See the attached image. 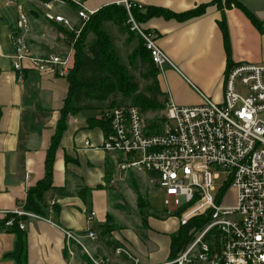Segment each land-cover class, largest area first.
<instances>
[{"label": "crops", "instance_id": "crops-1", "mask_svg": "<svg viewBox=\"0 0 264 264\" xmlns=\"http://www.w3.org/2000/svg\"><path fill=\"white\" fill-rule=\"evenodd\" d=\"M145 8H163L172 13H183L213 0H127ZM258 20L264 22V0H237ZM122 0H70V4L51 3L50 11L37 0H0V215L21 211L28 188L44 176L45 155L51 137L60 118L59 112L68 92L65 76L46 72H26L21 80L11 70L9 36L15 25L17 13L29 18L30 31L26 36L30 52L36 56L72 55L61 24L48 21L44 14L61 15L74 27L79 20L78 10L95 13L103 7L118 5ZM68 7L73 15L65 8ZM203 16L186 22L154 18L141 24L155 38L158 47L167 56L173 68L164 66L157 77L164 98L178 106L201 103V94L220 104L223 99L224 78L228 55L217 22L224 16L229 38V63L261 65L264 63V35H260L244 14L231 9L209 5ZM59 57V56H58ZM60 58V57H59ZM71 64H69V67ZM91 118L99 119L98 111H81L69 115L66 129L54 156L52 183L57 188H67L75 193L79 187L91 190L92 223H88L85 205L76 196L57 200L59 212L52 213L50 191L44 217L28 219V264H67L75 259L79 264L86 260L82 249L68 242L63 230L74 232L92 257L103 258L108 264H130L125 257L116 256L106 239L98 237L97 225H104L114 202L104 186L106 155L101 150L104 132L98 127H88ZM87 141L91 147H85ZM64 156L77 165L65 164ZM114 176L111 183L114 182ZM148 181L143 176V181ZM47 197V198H46ZM47 200V201H46ZM116 206H114V209ZM149 218L146 229L140 226L125 227L111 232L110 240L125 247L137 264H162L169 261V236L179 230L175 217L162 212ZM111 216V215H110ZM111 221V219H110ZM92 227L97 239L92 242L86 233ZM138 234L145 236L142 242ZM15 237L11 233L0 234V264H15L6 255L13 250Z\"/></svg>", "mask_w": 264, "mask_h": 264}, {"label": "built area", "instance_id": "built-area-1", "mask_svg": "<svg viewBox=\"0 0 264 264\" xmlns=\"http://www.w3.org/2000/svg\"><path fill=\"white\" fill-rule=\"evenodd\" d=\"M118 5L127 13L130 32L144 41L153 66L161 73L163 66H170L167 56L152 34L145 33L134 20L130 13L132 2L122 0ZM42 7L52 9L51 3ZM136 7L141 9L140 5ZM91 15L78 10L81 26L77 29L61 15L44 14L48 21L76 34ZM16 16L9 36V60L17 81L22 71L66 76L67 59L30 52L26 42L29 18L21 11ZM224 82L220 104L201 94L198 105L176 106L167 101L159 118V133L146 126V117L136 107L104 113L109 130L101 150L106 158L110 157L114 176L147 177L163 196V213L175 217L179 227L195 218L207 219L178 258L162 264H264V63L233 65ZM84 144L91 147L87 141ZM229 189L236 193V206L222 208ZM50 203L52 206L53 200ZM13 214L37 218L24 211ZM94 217L90 212L88 223ZM11 224L8 221L6 227ZM19 229H25V222L19 224ZM63 234L68 242L82 249L86 260L79 264H108L103 258L92 257L74 232L63 230ZM85 237L92 242L97 239L91 230ZM114 254L137 264L125 247L115 248ZM70 256L67 264H76Z\"/></svg>", "mask_w": 264, "mask_h": 264}, {"label": "trees", "instance_id": "trees-1", "mask_svg": "<svg viewBox=\"0 0 264 264\" xmlns=\"http://www.w3.org/2000/svg\"><path fill=\"white\" fill-rule=\"evenodd\" d=\"M40 3H53V2H64L70 4V0H37ZM209 5H214L218 10L222 8L240 10L245 18L254 26L256 31L261 35H264V22L258 20L248 9H245L237 0H213ZM207 4L196 6L188 12L183 13H172L161 7H141L137 9V4L132 3L130 13L134 20L138 24H143L145 21L154 18H163L165 20H176L178 22H186L192 18H198L203 16ZM127 13L120 5H113L103 7L99 11L93 13L88 21L83 25L80 32H70L68 30L63 31L66 37L67 44L70 45L72 50L73 63L68 69V74L65 76L68 92L63 100L62 109L59 112V120L55 128V133L51 137L50 147L45 155L44 163V176L41 180L37 181L35 185L28 188L26 197L21 205V211L30 213L34 216L44 217L48 204L45 202V195L52 192L51 200L54 204L52 205V213L57 215L59 207L57 200H62L67 197L76 196L87 207L90 206V193L91 190L87 187H79L75 193H70L67 188H57L53 186V164L54 156L59 148L60 140L66 129V121L69 115L76 112L86 111H98L100 114L99 119L91 118L87 121L88 127H98L102 129L104 134L108 132V121L104 118V113L111 109L136 107L139 112L147 117L149 112H162L167 99L164 98L159 89L157 77L159 74L151 61L145 45L140 41L139 45L134 49L132 58L129 61L130 67L133 66L134 61H138L139 66L133 68H126L119 63V60L114 56L111 42L109 41L104 31V25L107 23L112 24L119 30H123L127 33L128 39H132L135 34L130 32V27L126 25ZM219 24L222 38L224 40L225 52L228 55V63L226 73L233 67L229 63V38L227 37L226 24L224 22V16L222 14L221 19L217 22ZM93 36V40L88 46L84 43L88 36ZM138 36V35H137ZM139 70L138 77L132 73V70ZM26 72L22 71L21 77ZM147 127L151 128L154 133L160 132L161 120L153 117L151 119H145ZM65 164L71 163L75 166L77 162L73 159L64 156ZM104 186L105 190L109 195L119 202L121 198L116 192L111 190V180L115 174L112 161L110 157L105 159L104 166ZM127 183L136 191L137 200V214H139L140 225L146 229V222L149 218L157 217L153 211H151L149 205L148 196L142 197L137 191V185L134 181V175L129 174L127 177ZM91 209H86L85 214L87 218ZM111 216H107V222L104 225H97L96 230L99 231L98 237L100 239H106L107 245L113 250L120 247L119 244L110 240L111 232L115 229L110 223ZM28 218L18 217L17 215L8 212L7 214L0 215V234L11 233L15 237L14 248L7 258L12 259L15 264H28L27 258V233L19 229V224L26 222ZM8 221H12V224L6 227ZM92 223V222H91ZM207 223V219L203 217L195 218L191 220L187 226L179 227V230L169 236V261H172L182 253V251L191 242L195 232L201 230ZM93 228L90 227L89 230ZM93 231V230H92ZM139 239L145 242V236L138 234Z\"/></svg>", "mask_w": 264, "mask_h": 264}, {"label": "rangeland", "instance_id": "rangeland-1", "mask_svg": "<svg viewBox=\"0 0 264 264\" xmlns=\"http://www.w3.org/2000/svg\"><path fill=\"white\" fill-rule=\"evenodd\" d=\"M65 8V7H64ZM67 13L70 15H73L72 11H70L67 8L64 9ZM140 27L142 26L139 24ZM81 26L80 23L76 24V28L79 29ZM104 31L106 33V36L108 37L109 41L111 42V47L114 53V56L117 57L119 60V63L126 67V68H133V67H138L139 63L138 61H134L133 66L130 67L129 61L132 58V53L134 49L139 45L140 41L144 44V41L134 34L132 36V39H128V35L125 31L119 30L118 28L114 27L112 24L107 23L104 25ZM143 29V27H141ZM144 30V29H143ZM145 33L148 34V31L144 30ZM93 36H88V38L85 40L86 46L90 44V42L93 40ZM140 40V41H138ZM59 57H61L63 60L67 59V66L69 64L73 63V58L72 55L66 56V53L64 54H57ZM169 66V65H166ZM164 67V66H163ZM162 67V68H163ZM170 68H173L171 63H170ZM137 69V68H136ZM133 69L132 73H134L138 77L139 70ZM161 73L158 74L160 76ZM237 91L241 92L242 89L240 86H237ZM163 112H155L151 113L149 112L148 116L146 119H151L153 117L160 118L162 116ZM264 118V116H263ZM134 181L137 185V191L140 193L142 197L145 195L148 196L149 199V205L151 208V211L154 213H159L161 214L164 210V205H163V196L160 192H158L155 188V185L153 183H149L148 181L144 180L143 181V175L141 174H136L134 175ZM110 188L112 191L116 192L117 195L121 198V202L114 200L111 196V200L114 202L112 211H110L111 215V226L113 228H118V229H123L127 227H133V226H138L140 225V220H139V214H137V200H136V191L128 185L127 179L125 176H120L116 177L114 182L110 184ZM47 198V197H46ZM236 193L234 190H228L226 191L224 195V199L221 202V207L225 208H233L236 206ZM47 201V200H46ZM48 203V202H46ZM114 206L116 208L114 209ZM87 210L91 209V204L88 207H85ZM85 209V210H86ZM141 227V226H140ZM144 229L143 227H141ZM178 257H176L177 259ZM174 259V260H176ZM172 260V261H174Z\"/></svg>", "mask_w": 264, "mask_h": 264}]
</instances>
